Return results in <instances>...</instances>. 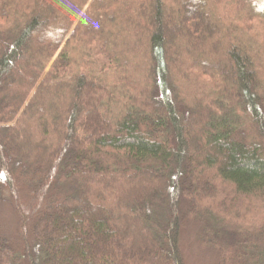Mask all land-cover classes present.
I'll return each mask as SVG.
<instances>
[{
  "label": "trees",
  "instance_id": "1",
  "mask_svg": "<svg viewBox=\"0 0 264 264\" xmlns=\"http://www.w3.org/2000/svg\"><path fill=\"white\" fill-rule=\"evenodd\" d=\"M5 199L0 264H264V0H0Z\"/></svg>",
  "mask_w": 264,
  "mask_h": 264
},
{
  "label": "rangeland",
  "instance_id": "2",
  "mask_svg": "<svg viewBox=\"0 0 264 264\" xmlns=\"http://www.w3.org/2000/svg\"><path fill=\"white\" fill-rule=\"evenodd\" d=\"M13 220H14V217L9 208V203L7 199H5L3 201L2 207L0 208V234L1 235L7 234L10 241L11 242L13 241L14 244H17L18 238L14 231ZM190 252L192 256L190 259L187 258L186 264H211V261L208 260V257L205 258V256L201 252L200 254L197 251H193V250H190ZM194 253H195V256H193Z\"/></svg>",
  "mask_w": 264,
  "mask_h": 264
}]
</instances>
